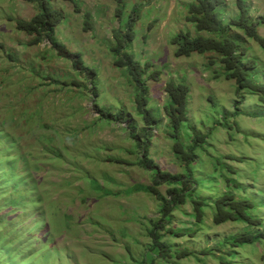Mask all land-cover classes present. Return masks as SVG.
Returning <instances> with one entry per match:
<instances>
[{"label":"rangeland","instance_id":"obj_1","mask_svg":"<svg viewBox=\"0 0 264 264\" xmlns=\"http://www.w3.org/2000/svg\"><path fill=\"white\" fill-rule=\"evenodd\" d=\"M192 1L52 0L63 17L54 38L80 55L95 71L90 76L45 38L33 44L15 29V20L38 12L36 5L0 0V264H264L263 239L230 244L231 237L264 230V98L236 94L212 53L174 56L175 35H197L187 21ZM244 1L253 21L264 18V0ZM219 12L224 25L238 16L234 0H223ZM129 21L133 35L123 50L142 73L146 108L156 117L150 127L135 105V81L112 52ZM231 34L264 85V51L242 32ZM258 35L264 38V25ZM170 82L189 90L178 133L184 151L195 136L204 140L193 148L191 165L195 195L205 201L200 221L186 196L161 222V203L136 190L152 186L155 171L184 174L164 110ZM144 143L154 171L140 166ZM156 190L168 200L180 186ZM224 194L252 199L249 214L261 227L214 225L213 203ZM153 229L168 256L153 247ZM183 252L189 256L178 259Z\"/></svg>","mask_w":264,"mask_h":264},{"label":"trees","instance_id":"obj_2","mask_svg":"<svg viewBox=\"0 0 264 264\" xmlns=\"http://www.w3.org/2000/svg\"><path fill=\"white\" fill-rule=\"evenodd\" d=\"M24 2L34 4L38 12L29 20H15V29L27 36L33 37V44H37L45 38L51 47L65 59L74 61L75 67L83 69L87 75L94 76L95 71L84 66L79 54L70 53L64 46L59 44L54 38V29L62 22V14L52 9L49 4L52 0H23ZM124 0H115L121 6ZM238 9V16L224 25L220 16V8L223 0H193L187 8V21L193 25L196 36L191 37L187 33L180 32L170 41L174 46L175 57H190L192 54L204 55L212 53L216 56L218 62L222 65L226 80H232L236 85V94L246 91L253 95L264 98V85H260L254 79L256 63L254 59L246 57V48L244 43L231 34L232 30L240 31L249 40L255 42L264 51V38L258 35V28L264 25V18L253 21L248 14V8L244 0H234ZM135 11L133 12V14ZM84 24L89 25L88 14L84 15ZM133 35V25L129 21L126 33L119 38L115 35L116 44L113 47L115 63L119 68L125 69L136 83L135 86V105L137 111L142 115L143 121L147 126L155 122V114L151 109L146 108V88L141 82V72L139 65L133 60V56L124 52L123 48L127 42L131 41ZM92 83L94 81L92 80ZM168 96V103L164 110L169 122L170 133L175 140L172 146L173 152L183 163L184 174L173 176L159 171L154 172L152 186L136 187L138 192H145L152 195L161 203L160 213L161 222L165 221L172 211L175 204H184L186 196L191 198V204L196 219L200 221L202 210L205 207V201L197 198L195 195L196 182L192 175L191 165L194 160L193 148L195 149L203 138L195 136L193 139V148L184 151L183 144L178 140V133L186 119V107L188 98V87L183 84L168 83L165 88ZM103 119L110 120L111 114L100 111ZM147 134V133H146ZM140 147V145L138 144ZM142 158L140 166L147 170L154 171L156 168L153 163L146 157V143L142 145ZM234 186L235 184L231 182ZM178 185L180 190L171 192V197L166 200L156 188L160 185ZM214 225H220L226 222H237L246 225L249 228H260L261 220L249 214L256 208L255 203L250 198H236L232 194H224L213 203ZM156 229V228H154ZM150 232L153 247L158 251L160 257L169 255V248L166 244L160 243L158 235ZM173 234L172 231L168 232ZM264 240V230L261 232H246L239 236L231 237L230 244L232 247H242L251 245L257 241ZM189 253L183 252L176 254L178 259L188 257Z\"/></svg>","mask_w":264,"mask_h":264}]
</instances>
